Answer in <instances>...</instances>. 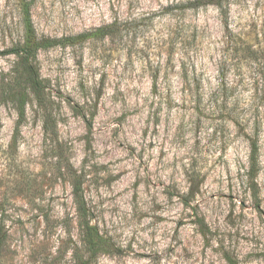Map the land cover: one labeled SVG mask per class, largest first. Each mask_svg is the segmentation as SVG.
Here are the masks:
<instances>
[{
	"label": "rangeland",
	"instance_id": "rangeland-1",
	"mask_svg": "<svg viewBox=\"0 0 264 264\" xmlns=\"http://www.w3.org/2000/svg\"><path fill=\"white\" fill-rule=\"evenodd\" d=\"M30 16L58 40L34 61L41 96L8 84L23 27L0 0V264H264V0Z\"/></svg>",
	"mask_w": 264,
	"mask_h": 264
},
{
	"label": "trees",
	"instance_id": "trees-1",
	"mask_svg": "<svg viewBox=\"0 0 264 264\" xmlns=\"http://www.w3.org/2000/svg\"><path fill=\"white\" fill-rule=\"evenodd\" d=\"M20 8V20L22 23L23 36L22 41L19 43L18 48L14 50V55L17 61L13 65L11 71V78L8 84H13L19 87H27L30 89L29 93L36 96H41L44 85L40 80V77L36 71V65L34 63L38 52L41 49H46L58 42V40H52L49 38H39L33 27L30 7L34 0H17ZM61 41V40H59ZM27 91V90H25ZM253 167V164L251 165ZM252 171V169H251ZM77 224L82 232V241L88 252L95 253L100 249L103 244V240L98 234L96 228L90 224L87 218L84 206L77 202ZM81 264H90L89 260H79Z\"/></svg>",
	"mask_w": 264,
	"mask_h": 264
}]
</instances>
